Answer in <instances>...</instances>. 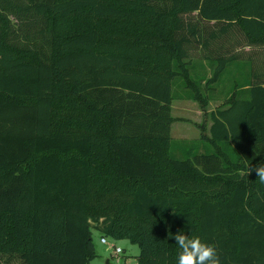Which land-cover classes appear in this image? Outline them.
Listing matches in <instances>:
<instances>
[{"label":"trees","instance_id":"obj_1","mask_svg":"<svg viewBox=\"0 0 264 264\" xmlns=\"http://www.w3.org/2000/svg\"><path fill=\"white\" fill-rule=\"evenodd\" d=\"M175 99H224L186 157ZM260 164L264 0H0L2 264H89L93 227L137 264H178V231L264 264Z\"/></svg>","mask_w":264,"mask_h":264},{"label":"rangeland","instance_id":"obj_2","mask_svg":"<svg viewBox=\"0 0 264 264\" xmlns=\"http://www.w3.org/2000/svg\"><path fill=\"white\" fill-rule=\"evenodd\" d=\"M231 69L226 70L221 81L214 84L215 90L225 96L238 81L235 79L238 72H233ZM193 76L198 77L195 72ZM223 102L224 99H213L206 110H203L200 103L195 100L175 99L173 101L172 136L173 151L176 156L186 157L188 150L198 147L203 125L205 124V129L208 130L211 124L210 112ZM92 231L98 255L89 264H137V256L140 253L139 244L132 243L129 239H115L109 236H105L107 243H104L101 241L102 233L95 227ZM114 246L121 247L123 251L116 255Z\"/></svg>","mask_w":264,"mask_h":264},{"label":"clouds","instance_id":"obj_3","mask_svg":"<svg viewBox=\"0 0 264 264\" xmlns=\"http://www.w3.org/2000/svg\"><path fill=\"white\" fill-rule=\"evenodd\" d=\"M256 176L264 184V164L255 169ZM171 234L170 237H172ZM175 243L181 250L178 255V264H221L220 256L215 245L202 241L200 237L186 235L183 231L174 234Z\"/></svg>","mask_w":264,"mask_h":264},{"label":"built area","instance_id":"obj_4","mask_svg":"<svg viewBox=\"0 0 264 264\" xmlns=\"http://www.w3.org/2000/svg\"><path fill=\"white\" fill-rule=\"evenodd\" d=\"M101 241L104 242V243H107V238L102 236L101 237ZM114 249H115V254L118 255L119 252H122L123 249L121 247H118V246H114Z\"/></svg>","mask_w":264,"mask_h":264},{"label":"water","instance_id":"obj_5","mask_svg":"<svg viewBox=\"0 0 264 264\" xmlns=\"http://www.w3.org/2000/svg\"><path fill=\"white\" fill-rule=\"evenodd\" d=\"M108 263V262H107ZM109 264V263H108Z\"/></svg>","mask_w":264,"mask_h":264},{"label":"crops","instance_id":"obj_6","mask_svg":"<svg viewBox=\"0 0 264 264\" xmlns=\"http://www.w3.org/2000/svg\"><path fill=\"white\" fill-rule=\"evenodd\" d=\"M189 100V99H188Z\"/></svg>","mask_w":264,"mask_h":264}]
</instances>
